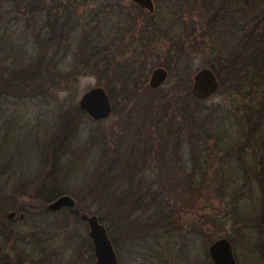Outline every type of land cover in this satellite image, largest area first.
<instances>
[{"label": "rangeland", "instance_id": "obj_1", "mask_svg": "<svg viewBox=\"0 0 264 264\" xmlns=\"http://www.w3.org/2000/svg\"><path fill=\"white\" fill-rule=\"evenodd\" d=\"M221 1L155 0L158 12L151 22L163 33L144 34L129 30L132 18L139 16L141 28L146 17L133 0H0V256L10 260L13 255L16 264H96L81 216L88 213L107 229L118 264H214L209 247L220 237L230 239L238 264H264V178L255 176L264 163V147L257 140L252 153L245 144L261 134L262 128L251 132L260 104H245L254 113L246 134V101L231 82L205 100L196 101L191 92L197 69L219 66L225 54L223 39L214 42L202 22L204 11L216 10ZM226 1L217 15L220 26L226 22L222 15L243 3L234 0L230 7ZM251 2L260 15L264 0ZM193 22L196 35L189 30ZM225 33L226 27L222 35L232 34ZM147 35L150 59L132 65L133 48ZM124 43L129 48L120 54ZM93 46L105 48L103 59L90 55ZM161 63L168 65H163L169 69L167 82L158 92L146 91ZM15 70L30 76L16 79ZM120 72L130 76L127 81ZM181 72L193 102L180 107L172 94ZM95 86L107 90L113 106L99 121L79 107L82 95ZM146 95L152 104L147 105ZM133 130L143 151L168 143L163 153L169 169L152 163V155L137 154L142 169L137 180L124 169L113 176L117 171L110 169V153L104 150L116 136ZM177 134L183 140L173 143ZM201 165L211 171L184 178L170 194L160 193L161 205L138 199V180L146 188L161 171L183 177L184 170L192 175ZM63 194L75 198L76 206L32 209L47 207ZM24 204L32 207L24 217L9 216Z\"/></svg>", "mask_w": 264, "mask_h": 264}, {"label": "trees", "instance_id": "obj_2", "mask_svg": "<svg viewBox=\"0 0 264 264\" xmlns=\"http://www.w3.org/2000/svg\"><path fill=\"white\" fill-rule=\"evenodd\" d=\"M217 1L210 0L211 3H215ZM221 2L222 3H220L219 8H217L216 10L211 9L208 11H204V15L202 16V19H203L202 22L204 24V33H206V30H208L209 33L214 34V37H215L214 42L217 41L219 37L223 39V45L225 47V54H221L222 57L221 59H219V63H218L219 66H213L216 69V72L220 78L221 88H223L226 85V82H229V83L231 82L232 87H234V89H237V92L241 93L239 95L243 96V99L246 101V103H244L243 105L247 103L248 105H250L251 101H253L254 104L256 102L260 104V108L255 112L257 113L256 121L258 122V124L254 126L251 132L252 134H255L257 131H259L262 128V130H260L259 132L261 134L260 136L259 135L255 136L256 138H252V139L247 138L248 140H246L245 142V144L247 145L246 149L250 150L251 148L252 153H255L253 148L256 146L259 147L258 142L263 143L262 146L264 147V90H263V87L261 88V90L263 91L259 90V86H264V9H262L259 15L258 9L254 8L256 6L252 4L251 0H243L242 4H238L236 5V8L234 7L233 9L231 8L229 11H227L228 13L227 16L225 14L222 15V17H224V21L226 22H223V25L220 26L219 24H217V21L219 20V17L217 15H219L220 12H223L220 10L223 8L224 4L227 1L222 0ZM233 2L234 0H230V4L228 6L232 7ZM206 3L209 4L208 1H206ZM155 16L156 15L151 16L148 13H146V17H145L143 24L141 25V28L140 26H138V24L140 23L138 21L139 16H137L136 19L131 17L132 24L130 25L131 28L129 30H133V32L136 30L137 32L144 33V34L145 33L153 34L155 31L160 30L159 32L163 33V29L161 28L159 24L157 23L153 24L151 22V19L155 18ZM161 20H162L163 25H166V22H168L167 17L161 18ZM225 24H227V26H225ZM225 27H226V33H229V34L232 33L231 35H222L224 34ZM189 30H192L191 34L196 35L198 32L197 24H195L194 22L191 23V28L189 27ZM131 39H134L133 36L131 37ZM149 39L150 37H148V35L146 36V39H141L140 37V40L138 41L139 47L133 48V56H137V58L132 59L133 60L131 61L132 65L133 64L143 65L144 63H147L148 60L150 59L151 48L148 46L150 45ZM102 41L103 39H101V42ZM134 42L135 40L132 42V44ZM124 45L125 46H121L119 49L120 54H122L126 49L129 48L127 44L124 43ZM244 46H245L244 52L249 50L250 54L252 53V55L253 54H259V55L250 57V54L247 55V53L241 52V49ZM227 51L228 53H226ZM103 52H105V48L100 49V47L97 48L96 46H93L89 50L90 55L91 56L98 55V59H100V56L103 54ZM101 59H103L102 56H101ZM161 64L166 65L163 63ZM167 66L168 65H166V67ZM181 66H183V62L181 63ZM222 71H225L224 73H226V76H224V73ZM12 74L14 78L16 79L17 78L19 79V75L23 79H26L28 78V76H30V74L24 71L19 72L16 70L13 71ZM120 74H118L120 75L118 77L121 78L122 81L124 80L127 81V78L130 77L128 74L124 72L123 73L120 72ZM135 75L138 76L139 74H135ZM255 80H257V82ZM128 88H129L128 86H125L124 89H128ZM146 91L153 93V92L160 91V89L153 90V89L147 88ZM133 92L134 93L132 94L135 95L136 90ZM173 92H175L172 95L175 99L174 104H177L176 106L181 107V105L184 106V105H188V103L193 102V99L190 98L192 97V95L189 90V86L185 88V85H183V73L180 76V81L178 83V86L177 85L175 86ZM144 94H147V92H143V96ZM147 95H146L147 105L152 104L153 103L152 99H150L151 96L149 97ZM257 98H259L258 101H257ZM196 101H201V100H198L196 98ZM248 105L247 106L245 105L244 111H243L244 128L242 130L246 131V134L248 133L247 130L251 128V117L254 114L252 108H250V106L248 107ZM80 112L83 113L82 111ZM173 124H176V123L173 121ZM134 129L136 128L134 127ZM136 134L137 132L133 130L132 133H128L126 136H120L119 138H117L116 136L114 140L113 139L111 140L112 141L111 144L113 146L106 147L107 149L104 150L105 155L108 152L110 153V160H112L111 162L112 164L109 165L110 169H114L117 171L113 176H119L121 174L119 173V171L120 170L122 171V169H124L125 172H123V174L128 173L127 175L129 176L132 175L137 180L138 177L140 176L139 175L140 171H142L141 167L139 168V159L137 157V154H139L143 158H145L147 154L152 155L151 156L152 163L153 161L155 162L158 161L159 162L158 165L159 166L161 165L162 166L161 168H164L165 170L166 168H168V166H170L169 164L167 165V162H169L167 159L168 158L167 154L163 153L164 146L167 145L168 143L160 142L159 145L156 147V149H154L153 147V148L147 149V151H143L140 145V141H138L137 137L135 136ZM172 134H175V132H172ZM171 136H174V135H171ZM176 136H177L176 138L172 139L173 143H177L176 140L178 142L183 140V136L181 134L179 135L177 134ZM208 140H213V139L209 137ZM249 140H251V142ZM257 140L259 141L256 143ZM105 142H107V140ZM231 152H233V148H231ZM250 156L251 155H249V157ZM107 158L104 160L107 161ZM200 158H206L204 159L205 161H212V162L216 160V159L208 160L207 155H205V157L204 155H202ZM238 158H240L241 160L244 159V156L241 154V152L240 154H238ZM145 160L146 159L142 160V162H144ZM120 164H122L121 169L119 168ZM199 168H200V171L195 170L193 171L192 175H186V176L184 174L187 171L184 170L183 177L181 175H178L176 177H171L169 172L165 170L164 172L161 171L159 173L158 180H154L153 183H151V185L148 184L146 188L145 187L141 188V182L138 180L137 186H136V190L138 191V196H139L138 199H140L141 202L142 201L145 202V200H147L146 201L147 204H151L152 202L159 200V204L161 205V203L165 202V198L162 197V199H160L159 198L160 193H162L163 195L170 194L171 189H174L175 191L177 189L179 190L181 186L184 185V181L188 180V176H191L190 178L193 179V177H197L199 173L201 177V176H204L205 173H209L211 171V170H206V169L204 170V165H201ZM263 172H264V163H261L258 166V170L256 171V174H255L256 178L258 179L264 178ZM109 177H112V175ZM155 184H159L156 189L153 188V185ZM261 187L264 190V186H261ZM31 208L32 207L27 206V204H24L21 207L16 208L17 209L16 212L19 215L21 213H25L26 215L31 210ZM32 209L47 212L46 204H39ZM2 250L5 251L4 248H2ZM0 264H16L15 257L11 255L10 260H9L8 258L4 259L3 256H0Z\"/></svg>", "mask_w": 264, "mask_h": 264}, {"label": "water", "instance_id": "obj_3", "mask_svg": "<svg viewBox=\"0 0 264 264\" xmlns=\"http://www.w3.org/2000/svg\"><path fill=\"white\" fill-rule=\"evenodd\" d=\"M135 3L154 11L153 0H133ZM167 68L159 66L153 69L149 78L152 89L160 88L168 79ZM192 93L201 100L210 98L220 89V80L211 67H202L197 70L192 80ZM81 110L96 120H103L112 113L113 106L107 90L103 86H95L85 92L79 100ZM76 200L71 195L63 194L52 201L48 208L60 210L64 207L73 208ZM16 212H11L10 217L14 218ZM23 217L24 214H21ZM82 218L88 223L89 236L93 242L96 256V264H118V256L107 229L100 222L97 215L82 213ZM209 253L214 264H238L235 258L233 245L227 237H220L213 241L209 247Z\"/></svg>", "mask_w": 264, "mask_h": 264}, {"label": "flooded vegetation", "instance_id": "obj_4", "mask_svg": "<svg viewBox=\"0 0 264 264\" xmlns=\"http://www.w3.org/2000/svg\"><path fill=\"white\" fill-rule=\"evenodd\" d=\"M153 4H154V11H152V12L149 11L148 9L142 7L141 5H138V4H136V5L139 6V8L143 9L145 13H148L149 15L154 16V15L157 14L158 9H157V5H156L155 0H153ZM162 67H165V66L162 65ZM165 68H166V67H165ZM167 70H168V72H169V69H168V68H167ZM217 76H218V75H217ZM218 78H219V77H218ZM219 80H220V79H219ZM220 84H221V81H220ZM160 88H161V87H160ZM160 88H159V89H160Z\"/></svg>", "mask_w": 264, "mask_h": 264}]
</instances>
